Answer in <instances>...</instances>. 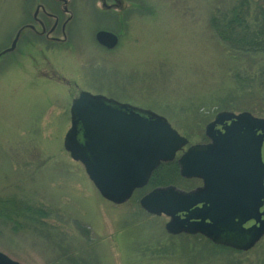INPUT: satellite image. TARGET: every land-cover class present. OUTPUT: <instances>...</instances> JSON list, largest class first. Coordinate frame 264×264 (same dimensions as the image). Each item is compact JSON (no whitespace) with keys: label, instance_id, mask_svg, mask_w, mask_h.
I'll return each mask as SVG.
<instances>
[{"label":"rangeland","instance_id":"rangeland-1","mask_svg":"<svg viewBox=\"0 0 264 264\" xmlns=\"http://www.w3.org/2000/svg\"><path fill=\"white\" fill-rule=\"evenodd\" d=\"M42 1L58 14L53 0ZM72 1L67 44L23 31L0 58V201L48 214L15 235L2 228L0 251L23 264H264V236L247 251L226 249L199 234H168V217L139 205L155 186L187 190L196 181L167 173L114 204L62 145L81 90L163 116L187 146L207 141L205 126L218 112L264 118L263 59L233 56L213 27L231 0H122L120 23L97 12L95 0ZM36 4L0 0V50ZM99 29L118 33L114 48L95 41Z\"/></svg>","mask_w":264,"mask_h":264},{"label":"water","instance_id":"water-1","mask_svg":"<svg viewBox=\"0 0 264 264\" xmlns=\"http://www.w3.org/2000/svg\"><path fill=\"white\" fill-rule=\"evenodd\" d=\"M121 9L122 0L105 5ZM20 26L9 44L12 51L23 31ZM97 42L106 48L117 43L114 33L99 30ZM70 126L63 148L82 164L88 178L106 200L126 202L133 191L147 184L161 162L177 152L180 176L198 178L202 185L181 190L157 186L142 195L147 213L165 215L167 233L201 234L214 244L247 251L264 236V118L248 111L218 112L206 124L208 142L188 140L166 118L149 109L121 103L82 90L71 100ZM0 264H23L0 251Z\"/></svg>","mask_w":264,"mask_h":264},{"label":"trees","instance_id":"trees-1","mask_svg":"<svg viewBox=\"0 0 264 264\" xmlns=\"http://www.w3.org/2000/svg\"><path fill=\"white\" fill-rule=\"evenodd\" d=\"M223 10L224 17H221L220 21H216L213 26L216 34L224 41L226 49L233 56L241 53L249 56L252 59L251 62L254 63L255 56L263 59L259 65V72L260 77L264 80V0H231V3L225 4ZM252 65L256 64L252 63ZM235 77L238 78L239 74H236ZM263 80L261 83L264 87ZM240 82L235 80L233 88L239 86ZM167 173L175 175V178H177L178 168L175 161L162 163L152 173L149 184L159 185L154 180L160 179ZM44 214V210L31 206L26 202L11 198L3 199V201H0V231L2 228L7 227L12 231L10 235H15L23 228L32 227L34 222L41 224V217L48 215L43 216ZM226 249L231 248L226 247ZM69 257H65L68 263L72 262ZM80 259L85 261L83 258Z\"/></svg>","mask_w":264,"mask_h":264},{"label":"flooded vegetation","instance_id":"flooded-vegetation-1","mask_svg":"<svg viewBox=\"0 0 264 264\" xmlns=\"http://www.w3.org/2000/svg\"><path fill=\"white\" fill-rule=\"evenodd\" d=\"M40 1L43 3L42 0H37V4L33 7L32 13L30 14L31 15L30 21L24 24V25H32V27L26 28V31H28L27 33L30 35H33L35 38L37 37L43 40H47L51 44L53 43L67 44L68 35H69L68 33L71 32V26L73 22L72 21L73 11L71 10V5L73 1L72 0H53V3L56 4V6L54 4H51V5H54L56 7L58 14L56 13V11H51V8L46 9L45 6ZM103 1L106 6L111 5L114 2V0H103ZM94 4H95V7H97L96 8L97 12L101 14L105 13L113 17L116 16L115 15L116 12L120 13V11L118 10L124 9L123 2H122L121 9L120 8L119 9L104 8L102 2H100L99 0H95ZM121 12L125 14V12L123 11ZM115 19L120 23V20H118V18L115 17ZM95 33H94V39H95ZM113 33L116 35L117 41H118L119 39L118 33L117 32H113ZM205 142H208V139ZM205 142H202V143H205ZM262 158L264 160V145L262 147ZM188 180L196 181L197 185L187 190H193L202 185V181L198 178H190Z\"/></svg>","mask_w":264,"mask_h":264}]
</instances>
